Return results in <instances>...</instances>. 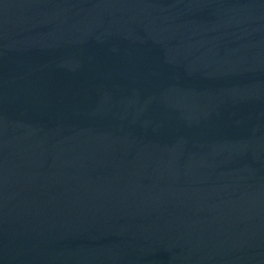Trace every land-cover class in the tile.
<instances>
[{
    "label": "water",
    "instance_id": "obj_1",
    "mask_svg": "<svg viewBox=\"0 0 264 264\" xmlns=\"http://www.w3.org/2000/svg\"><path fill=\"white\" fill-rule=\"evenodd\" d=\"M0 264H264V0H0Z\"/></svg>",
    "mask_w": 264,
    "mask_h": 264
}]
</instances>
